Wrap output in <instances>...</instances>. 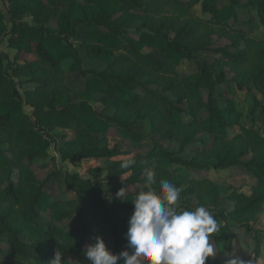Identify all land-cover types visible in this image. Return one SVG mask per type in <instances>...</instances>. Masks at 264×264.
Here are the masks:
<instances>
[{
  "label": "trees",
  "instance_id": "16d2710c",
  "mask_svg": "<svg viewBox=\"0 0 264 264\" xmlns=\"http://www.w3.org/2000/svg\"><path fill=\"white\" fill-rule=\"evenodd\" d=\"M5 1L11 27L7 30L0 16V43L8 36V47L34 60L22 66L4 64L6 58L0 51V245L4 240L7 243L6 250L0 246V264H49L55 250H61L62 259L68 261L69 256L83 255L85 243L106 234L111 235L113 254L126 250L129 219L119 211L132 206L130 188L152 168L154 182L149 187L157 194L162 179L180 189L181 184L172 180L173 164L193 173L233 167L250 173L256 181L251 194L227 195L233 204L227 214L217 203L224 191L206 178L189 180L180 198L187 204L193 199L201 206L210 203L217 223L228 218L251 230L264 203V136L245 127L229 136L228 129L243 118L233 100L234 89L253 88L264 99V46L259 45L260 39L241 35L233 40L234 51L211 49L208 41H193L196 26L189 22L192 10L199 6L205 19L198 21L226 26L236 19L239 0ZM243 6L253 9L264 26V0H246ZM25 13L33 18L34 26L18 20ZM51 21L55 28L49 26ZM72 37L80 40L78 47L69 43ZM240 38L249 50L239 49ZM79 51L101 68H83ZM199 52L218 57L211 63L196 61L194 74L179 75V63L195 61ZM68 59L73 63L66 71L61 63ZM225 68L233 73L230 81ZM67 73L76 75L68 79ZM21 76L35 86L24 98L15 81ZM75 82L83 84V91H72ZM223 84L227 87L222 88ZM95 96L100 107L93 109L90 103ZM252 101L261 107L255 98ZM146 125L152 133L177 142L180 154L153 147L147 153L138 152L129 169L121 167L124 161L110 162L105 190L113 196H106L99 182L76 174L54 170L39 180L32 169L34 161L49 156L55 129L73 133L58 148L62 160H113L123 153L116 145L109 147L110 129L139 145ZM249 155V160L242 161ZM128 171L130 177L121 181ZM57 184H64L73 198L55 197ZM122 188L125 198L120 202L114 194ZM109 198L111 208L107 207ZM69 219L76 228L62 230L59 225ZM220 233L229 236L225 227ZM254 240L253 253L258 257L264 231H257ZM206 264L225 262L209 259Z\"/></svg>",
  "mask_w": 264,
  "mask_h": 264
},
{
  "label": "rangeland",
  "instance_id": "374dc122",
  "mask_svg": "<svg viewBox=\"0 0 264 264\" xmlns=\"http://www.w3.org/2000/svg\"><path fill=\"white\" fill-rule=\"evenodd\" d=\"M239 1L241 3V6L235 9L236 19L231 20L226 26H213L210 25L211 23L209 24L206 22L198 21V19L200 18L205 19V16L202 15L199 6L194 7V9L192 10L193 18L189 19V22L196 26V34L193 38V41L195 43L208 41L210 43L211 49L228 47L230 48V51H234L235 49L232 48L233 40L238 36L243 35V37L247 36L250 38L262 40V43L259 45L264 46V26L259 22L257 14L253 9L243 6L246 4V0ZM220 4L225 5L227 3L220 1ZM8 7L9 3L7 1L0 0V16L3 17L7 26V30L11 27L10 23L8 22ZM116 17H118V15ZM18 20L20 22H25L30 26H34L36 24L33 21V18L28 13L19 16ZM49 26L55 28L56 24L54 21H51L49 23ZM240 39L241 41L239 49L249 50V47L244 43L242 38ZM69 43H71L74 47H78V45L80 44V40L76 37H72L69 39ZM256 46L257 45H254L253 47ZM0 51L5 55L6 58L4 64L9 61L10 63H14L15 65L22 66L25 62L34 60V57L32 55L18 53L16 50L8 47V36L2 39L0 43ZM79 56L82 59L83 68H101L98 62L90 60L80 51ZM217 57L218 55H215L212 52H199L196 55L195 61L187 59L182 60L176 67V71L179 75L194 74L196 72V61H206L207 63H211ZM72 63L73 61L71 59L64 60L61 63V66L67 71ZM225 73L227 81H230L233 78V73L229 72L227 68H225ZM75 75L76 74L74 73H67V78L73 79ZM27 79L28 78L26 76H21L19 78H16L15 80L18 85L19 92L23 98L26 91L33 90L35 88L33 84H30L26 81ZM221 87L225 88L227 87V85L223 84ZM150 88L155 90L157 93L159 92V89L154 86ZM71 89L74 93H79L83 91V84L75 82L71 86ZM252 97L261 103V107L253 105ZM98 98V96H95L93 98V102L90 103L93 109L100 107ZM203 98L205 101L206 94ZM233 100L236 108L242 112L243 118L238 125H235L232 128L228 129L229 136H233L238 133L241 127L253 128V130L260 136H264L263 97L253 88L248 91H239L238 89H234ZM25 111L31 113L32 110L31 108L25 106ZM143 133V141L139 145H137L125 139L123 136L116 133L113 128H111L110 133L107 137L108 145L109 147H113L114 145L118 146V148L123 153L122 156L113 160L84 159L80 161H70L62 160L60 158L58 148L61 147L65 140L71 139L73 137V133L69 130L55 129L51 132V134L54 135L55 143H52L50 146L49 156L45 159L34 161L32 164V169L35 173V176L39 180H43L49 173L54 170H60L71 175L76 174L83 180L99 182L104 194L106 196H113V194H110L105 190V177L107 176V167L110 162H125L126 160H131L133 161V163L130 167H132L137 160L136 155L138 152L147 153L153 147L158 150L173 153L174 155L180 154V146L177 142L163 139L161 135L152 133L149 125L145 126V130ZM193 146L197 147L198 145L193 144ZM189 148H187L185 152H187ZM249 159L250 155L244 157L242 161H247ZM170 169L173 175L172 180L177 181L181 184L180 191L186 189L189 180H197L201 178H206L213 182L216 186L220 187L224 191V193L218 198L217 203L219 205V209L223 210L225 214L233 210V204L229 200H227V195H229L231 192H234L236 194L249 196L251 194L252 187L256 184L255 178L242 167L216 170L211 169L209 171L193 173L181 165L173 164ZM148 171H151L154 175V170L152 168H148L140 177V181L132 188H130V193L134 196V199L140 191H146L148 189L150 185L147 181ZM130 175L131 171L126 172L122 176L121 181L128 179ZM16 177L17 173L14 172L12 179L16 181ZM53 195L60 200H70L73 198V193L68 188H66L64 184H57L54 188ZM114 195L118 198L117 194ZM124 198L125 194L123 197L118 198V200L120 202H123ZM200 206L201 205H198V202L195 199H193L190 204H187L184 199L180 198L177 208L178 211L188 209L194 210L195 208ZM107 207L111 208V198H109ZM204 207H206L212 215L216 213L215 210L212 209L210 203H206ZM133 211L134 205L132 204L131 208H124V210L119 211V215L125 219H129ZM218 225L219 229L221 227H225L229 233V236L224 237L219 231L218 233H216L215 238L212 239V242L216 244L217 251L219 252L215 259H220L225 262V253H228L229 255L235 253V255L238 256L244 262V264H264V240H261L260 242V252L258 257H255L253 253L255 248L254 236L256 235L257 231H264V203L258 209L256 220L251 224V230H247L244 227L239 226L237 223L228 218L226 220L220 218V220L218 221ZM59 227L64 231H69L76 228V224L73 220L69 219L61 223ZM102 239L106 244L107 249L112 253L111 235L106 234L102 237ZM87 244L89 243H85V245ZM0 246L2 249L6 250V241L4 240ZM215 259L210 258V260L212 261ZM67 260L70 264H90V261H88L84 257V255H72L69 256Z\"/></svg>",
  "mask_w": 264,
  "mask_h": 264
},
{
  "label": "clouds",
  "instance_id": "9594fccd",
  "mask_svg": "<svg viewBox=\"0 0 264 264\" xmlns=\"http://www.w3.org/2000/svg\"><path fill=\"white\" fill-rule=\"evenodd\" d=\"M132 163L126 160L121 167L127 169ZM147 180L149 184L154 182L151 171L147 172ZM124 194L122 188L118 198ZM179 199L180 189L166 179L159 183V194L151 187L140 191L132 202L126 250L112 254L103 239L96 236L94 243L85 245L84 257L90 264H206L210 258L215 259L219 252L212 239L220 231L216 219L204 206L178 211ZM63 255L55 250L49 264H67ZM225 257V264H244L235 253H225Z\"/></svg>",
  "mask_w": 264,
  "mask_h": 264
}]
</instances>
